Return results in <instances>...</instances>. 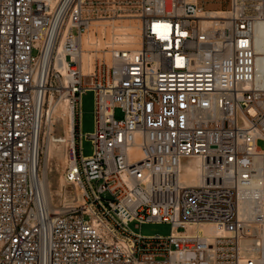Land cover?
Returning <instances> with one entry per match:
<instances>
[{"label": "built area", "instance_id": "obj_1", "mask_svg": "<svg viewBox=\"0 0 264 264\" xmlns=\"http://www.w3.org/2000/svg\"><path fill=\"white\" fill-rule=\"evenodd\" d=\"M212 12L193 0H0V264H264V0ZM131 21L138 45L108 37ZM65 117L69 135L56 132ZM50 143L69 160L60 206L46 198Z\"/></svg>", "mask_w": 264, "mask_h": 264}, {"label": "rangeland", "instance_id": "obj_2", "mask_svg": "<svg viewBox=\"0 0 264 264\" xmlns=\"http://www.w3.org/2000/svg\"><path fill=\"white\" fill-rule=\"evenodd\" d=\"M199 4H202L206 9L210 10H224L227 7V0H198ZM132 24L137 25V21H132ZM138 26V25H137ZM139 31V28H138ZM111 34L108 35V37ZM118 40H129L128 38L120 36ZM117 119L123 118V113L120 109L115 111ZM63 123L59 122L56 125V132L62 133ZM95 130V115H94V92L90 91L82 96V119H81V132H82V152L85 157H90L93 154V143L88 139L87 135L93 133ZM258 146L264 149V141L259 140ZM63 155L55 154L50 164V170L48 172V178L50 181L51 189L53 192V204L56 206L61 205L59 194L61 191V184L63 183ZM43 169L45 166L43 159ZM64 189V188H63ZM131 229L137 233L142 232L145 235H169L172 229L171 224L168 223H150L145 224L141 228L136 227V223L130 225Z\"/></svg>", "mask_w": 264, "mask_h": 264}, {"label": "bare ground", "instance_id": "obj_3", "mask_svg": "<svg viewBox=\"0 0 264 264\" xmlns=\"http://www.w3.org/2000/svg\"><path fill=\"white\" fill-rule=\"evenodd\" d=\"M193 1L199 2L198 0H193ZM208 11H213L212 14H222L220 12L221 10L208 9ZM216 11H219V12L215 13ZM113 34H114V37L122 36V37L128 38L132 42L133 45H138L140 43V31H138L137 25L132 24V21L130 22V25H128V22L126 23L123 22V25H121L119 22H115L113 24L112 34L109 36V38H112ZM95 43H97V48H102V45L105 44L102 37L99 40H97ZM61 108L65 110L63 106ZM63 127L66 131V134L69 135L71 125L69 124V119L67 117H65L63 120ZM55 154L63 155V159H62L63 167L62 168L65 169L69 161L65 154L63 147L54 145L53 143L48 144V148L46 149L45 155L43 157L45 166H44V169L42 166V170L44 172V177H45L44 185L46 189V198L48 199V202L50 203H53V192H52L50 181L47 175L50 170L51 161L55 157ZM200 166H201L200 162H196L195 166L190 167L188 175L185 176L186 180L190 184L199 183ZM201 229L205 231L206 234L214 233V229L212 226H204V227H201Z\"/></svg>", "mask_w": 264, "mask_h": 264}]
</instances>
